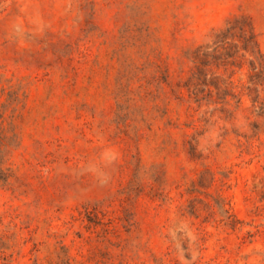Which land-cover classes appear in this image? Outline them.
Listing matches in <instances>:
<instances>
[{
  "label": "rangeland",
  "instance_id": "374dc122",
  "mask_svg": "<svg viewBox=\"0 0 264 264\" xmlns=\"http://www.w3.org/2000/svg\"><path fill=\"white\" fill-rule=\"evenodd\" d=\"M0 264H264V0H0Z\"/></svg>",
  "mask_w": 264,
  "mask_h": 264
}]
</instances>
